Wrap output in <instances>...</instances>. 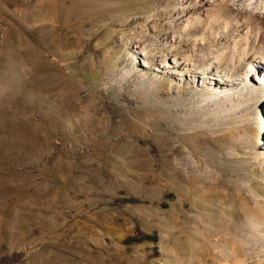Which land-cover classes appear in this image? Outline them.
Wrapping results in <instances>:
<instances>
[{"label": "rangeland", "instance_id": "1", "mask_svg": "<svg viewBox=\"0 0 264 264\" xmlns=\"http://www.w3.org/2000/svg\"><path fill=\"white\" fill-rule=\"evenodd\" d=\"M179 1L0 0V264H264V122L158 69ZM261 1L216 0L208 56L264 39Z\"/></svg>", "mask_w": 264, "mask_h": 264}, {"label": "bare ground", "instance_id": "2", "mask_svg": "<svg viewBox=\"0 0 264 264\" xmlns=\"http://www.w3.org/2000/svg\"><path fill=\"white\" fill-rule=\"evenodd\" d=\"M215 2L216 0H200L196 3L199 6L201 3V6L196 10L192 9L194 0H182L176 3L182 15V21L180 20L178 24L182 34L178 35L175 28H172V31L162 37L161 44L170 45L171 49L176 48V55L170 60L167 58L161 60L158 69L169 70L168 74L178 78V82L189 77L192 79V84H195V79L198 78L197 87L204 89L205 95L200 99L197 110L204 116L215 117L218 120L239 118L248 121L253 118L256 125L262 129L264 104H262L260 92L264 85V74L261 75V69L264 65V39L259 42L257 39L251 40L249 35L245 33L236 39L232 52H229V48L224 51L213 50L209 52L210 56H208L206 49L209 41L215 39L216 35L220 33L212 27V24L219 23L218 17L212 15ZM253 4L251 2L248 6H253ZM260 7L264 9V0L260 2ZM154 22L159 24L157 20ZM196 26L200 27L196 28ZM160 28L162 29V27ZM192 28L194 30L196 28L195 34L187 45L183 42L190 38V29ZM151 30L155 33L159 31L155 25L151 26ZM155 40H157V36H153L152 41H141L140 39L136 41L139 46L136 48L138 51L135 54L142 57L143 67H148L146 57L153 55V51L149 48V42L152 46ZM181 43L183 44L181 45ZM240 67H243L242 73ZM250 73H254V75L250 77ZM130 74L132 71H127L125 76ZM140 79L142 81L147 80L148 73L143 71ZM199 79L204 80L206 84L200 83ZM155 83V81L150 83L151 89ZM245 86H250V91H245ZM214 90L216 91L214 92ZM256 159L263 161L264 164V143L258 142ZM251 219L252 235L249 236L259 244L263 238V235H260L261 225L255 221V218L252 217Z\"/></svg>", "mask_w": 264, "mask_h": 264}]
</instances>
